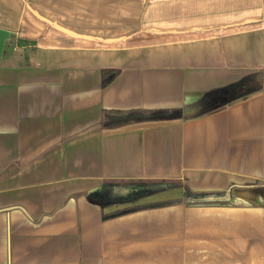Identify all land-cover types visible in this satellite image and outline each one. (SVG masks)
Listing matches in <instances>:
<instances>
[{"label": "crops", "instance_id": "obj_1", "mask_svg": "<svg viewBox=\"0 0 264 264\" xmlns=\"http://www.w3.org/2000/svg\"><path fill=\"white\" fill-rule=\"evenodd\" d=\"M0 27V264H264V87L197 117L101 121L264 74V0H0ZM162 178L183 186L91 200ZM185 186L214 199L104 217Z\"/></svg>", "mask_w": 264, "mask_h": 264}, {"label": "trees", "instance_id": "obj_2", "mask_svg": "<svg viewBox=\"0 0 264 264\" xmlns=\"http://www.w3.org/2000/svg\"><path fill=\"white\" fill-rule=\"evenodd\" d=\"M119 69L106 68L102 70V85L107 86L118 74ZM264 87V74L261 70L252 71L245 74L240 79L228 83L224 86L215 87L205 91L199 98L189 101L181 108L173 109H134V110H104L102 113V125L104 127H118L128 123L147 121V120H163L175 118H191L203 115L212 110L220 108L227 103L252 94ZM103 186L107 192L117 189L124 195L119 199H115L113 203L127 204L135 202L140 197L151 196L155 193L163 192L175 187H182L183 182L178 179H144V180H128V179H106ZM219 197H216V199ZM214 199L206 194L200 195L193 192L188 186H185L183 198L170 199L158 202L138 204L125 207L104 217L114 216L131 210L166 205L174 202H195L209 201ZM91 200L105 207L103 201L91 196Z\"/></svg>", "mask_w": 264, "mask_h": 264}, {"label": "rangeland", "instance_id": "obj_3", "mask_svg": "<svg viewBox=\"0 0 264 264\" xmlns=\"http://www.w3.org/2000/svg\"><path fill=\"white\" fill-rule=\"evenodd\" d=\"M123 196L124 195L122 194V192L120 190L118 192L117 189L110 190L109 192L105 191L103 194H100L99 192H94L93 193V197L94 198L103 201V203H105V205H107V206H109L111 204L110 202H112L113 200L119 199V198H121ZM145 197H147V196H145ZM145 197H140L138 200H140L142 198H145ZM122 208H125V207H122Z\"/></svg>", "mask_w": 264, "mask_h": 264}, {"label": "water", "instance_id": "obj_4", "mask_svg": "<svg viewBox=\"0 0 264 264\" xmlns=\"http://www.w3.org/2000/svg\"><path fill=\"white\" fill-rule=\"evenodd\" d=\"M9 38H10V31L5 28L0 27V61L2 58L5 43L7 40H9ZM91 191L93 192L98 191L100 194H102L103 187L99 186V187L93 188Z\"/></svg>", "mask_w": 264, "mask_h": 264}]
</instances>
